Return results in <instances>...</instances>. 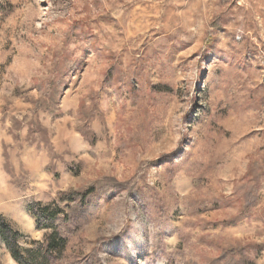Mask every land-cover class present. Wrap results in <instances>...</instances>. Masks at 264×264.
<instances>
[{"label":"rangeland","instance_id":"1","mask_svg":"<svg viewBox=\"0 0 264 264\" xmlns=\"http://www.w3.org/2000/svg\"><path fill=\"white\" fill-rule=\"evenodd\" d=\"M32 205L67 217L52 264H264V0H0L23 250L48 233Z\"/></svg>","mask_w":264,"mask_h":264},{"label":"trees","instance_id":"2","mask_svg":"<svg viewBox=\"0 0 264 264\" xmlns=\"http://www.w3.org/2000/svg\"><path fill=\"white\" fill-rule=\"evenodd\" d=\"M82 197L83 195L80 196ZM68 200L71 202L73 199L69 197ZM29 211L35 220L36 229L48 232L42 243H35L36 249H21L18 245L19 234L5 225L1 217L0 238L16 264H52V258L58 259L66 245V237L58 231L55 221L58 216H62L64 221L67 217L59 209L40 205L30 206Z\"/></svg>","mask_w":264,"mask_h":264}]
</instances>
